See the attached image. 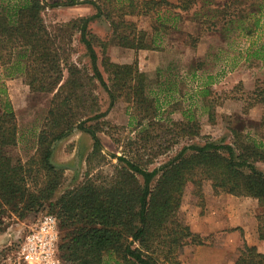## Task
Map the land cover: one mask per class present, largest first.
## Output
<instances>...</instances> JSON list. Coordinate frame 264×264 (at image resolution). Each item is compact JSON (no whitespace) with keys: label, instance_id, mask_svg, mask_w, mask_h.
<instances>
[{"label":"trees","instance_id":"obj_1","mask_svg":"<svg viewBox=\"0 0 264 264\" xmlns=\"http://www.w3.org/2000/svg\"><path fill=\"white\" fill-rule=\"evenodd\" d=\"M56 0L50 7L90 4L96 12L80 16L49 30L41 16L43 0H0V64L9 74H21L32 92L52 93L47 114L37 135L36 153L25 162L13 158L8 149L17 143L15 113L7 100L0 99V232L3 216L24 219L43 208L54 214L58 227L60 260L69 264H181L179 254L187 243L203 244L178 216L184 188L191 184L200 194L202 182L209 180L213 194L255 198L264 207V171L254 161L264 162L260 143L243 141L234 130L232 144L206 142L182 150L175 158L158 168L148 170L138 162L120 155L113 173L93 172V157H105L97 135L99 119L105 116L98 105L95 89L100 86L112 106L124 92L129 101L141 103L144 119L155 117L157 101L146 94L142 73L132 76L130 65H117L102 59L110 73V84L98 67L95 43H106L90 32L89 23L104 16L110 21L117 43L128 48H150L159 34L149 41L147 33L125 19L148 14L166 0ZM181 9L185 5H177ZM164 21H174L168 15ZM164 25V23H161ZM209 26V25H208ZM256 36L250 40L246 57L264 60V24L255 21ZM243 29V28H242ZM74 33L84 46L90 72L70 59L68 45ZM108 63V64H107ZM137 72V71H136ZM136 82L130 85L132 80ZM125 90V91H124ZM5 92L0 88V94ZM252 98L263 107L264 81L252 91ZM142 106V107H143ZM186 116V113L183 112ZM94 121L90 125L88 122ZM262 121V120H261ZM169 125L191 136L198 135V122L192 114ZM263 122V121H262ZM150 123L142 126L140 133ZM74 129L87 132L92 148L85 161L84 180L54 199L63 179V170L50 160L52 144ZM224 149L225 152H221ZM238 149V152L235 151ZM258 223V237L264 239V217ZM235 264H264V253L243 242Z\"/></svg>","mask_w":264,"mask_h":264},{"label":"rangeland","instance_id":"obj_2","mask_svg":"<svg viewBox=\"0 0 264 264\" xmlns=\"http://www.w3.org/2000/svg\"><path fill=\"white\" fill-rule=\"evenodd\" d=\"M54 1L43 0L45 9L41 16L49 30L96 12L90 4L50 7ZM137 1L139 8L141 0ZM166 1L168 4H162L148 14L125 18L148 34L146 41L151 39L154 29H160L161 34L150 48L136 49L119 45L110 21L104 16L96 17L89 23L90 32L106 43L104 48L95 43L98 67L105 81L111 83L110 73L106 65L102 64V59L117 65H130L132 76L142 73L146 94L157 101L158 105L155 117L142 121V126L148 122L150 126L140 133L142 126L138 125V121L144 108L141 103L127 100L122 92L110 106L107 93L100 86L95 89L99 109L105 112L97 125L101 152L105 157L100 160V164L93 157V172L102 171L104 176L112 174L117 164V158L113 155L126 156L152 170L169 162L182 150H185V154L190 153L191 146H201L206 142L232 144L234 130L243 141H255L264 148L263 107L253 100L251 94L264 81V60L246 57L250 40L256 39V19H259L260 25L264 24V0ZM177 5H185L187 8L184 10ZM168 15H177L175 23H187L185 29L190 31L193 30V23L203 27L214 25L218 32L222 27L231 30L227 34L225 30L209 34L206 33V30L211 29L209 27L204 29L205 34L199 45H185L190 40L185 38L182 31L172 28V21L163 22ZM224 38L227 39L226 43ZM215 43L221 46H211ZM68 45L72 49L70 59L78 67L90 72L89 58L79 41L78 33H74ZM201 60L204 72L215 76L210 85L211 94L207 96L208 107L198 96L202 80L194 77L188 66L194 67ZM168 62L171 63L169 72L175 75L173 79L176 81L172 89L180 91L179 94L173 92L169 98L161 93L159 95L157 87L159 78L167 76L165 66ZM8 71L5 65L0 64V88L4 87L5 90L0 94V99L10 103L17 124V143L8 149V153L25 162L36 153L37 135L47 114L52 93L30 91L21 74H9ZM136 80H132L130 85ZM188 114H192L198 122V135L184 134L167 122L187 119ZM52 145L51 163L63 170L62 182L53 197L56 199L84 180L88 168L85 159L91 151L92 138L87 132L74 129ZM253 165L264 171L263 161H254ZM200 191L198 194L190 183L186 185L178 216L204 242L187 243L178 257L181 264H235L243 242L249 244L255 241L258 251L264 253V239L258 237V223L259 218L262 220L264 217V207L255 198L227 193L213 194L209 180L202 182ZM46 213H49L47 208H43L38 213L28 214L24 219H18L13 214L3 216L2 231H9L11 240L0 250V264H23L17 259L18 245L36 221ZM57 255L60 260L58 243ZM60 264L69 263L60 260Z\"/></svg>","mask_w":264,"mask_h":264},{"label":"crops","instance_id":"obj_3","mask_svg":"<svg viewBox=\"0 0 264 264\" xmlns=\"http://www.w3.org/2000/svg\"><path fill=\"white\" fill-rule=\"evenodd\" d=\"M175 22H176V19L174 21H172V23H171V24H173V25H171L172 28L182 31V34L185 35V38L190 40L189 42H186L185 45H192V46L199 45V41L201 40V38H203L202 35L205 34L204 33V29H207L209 27H211V29L210 30H206V33L207 32L208 33L209 32L210 33L218 32L217 31V27L214 26V25L212 26L210 24H209L208 27L207 26L203 27L200 24L198 25V23H197V25L195 23H193V30L190 31V30H186L185 29V25H187V23H178V24H176ZM198 28H199V31H197ZM222 30H225L224 33L227 34V32H229L228 30H231V29L227 30L226 27H222L220 32ZM155 31H157V33H155V34H161L160 29H158V28L154 29V32ZM220 32H218V33H220ZM158 37L159 36H157V38ZM223 40L226 43L227 39L224 38ZM211 46H221V44L215 43V44H212ZM203 61H204V59H203ZM203 61L202 60L198 61L194 67L190 66L189 64H188V66H189V71L192 72L193 76L199 78L200 80H202V82L199 84L200 87L198 89V96L201 98L202 102L205 103V106L208 107L209 99H207V96H208V94L209 95L211 94L210 93V85H211L212 81H214L213 79L215 78V76L211 75V74H208L206 71L204 72V70L202 68V62ZM159 68H162V67H159ZM165 69L167 70V76H163L162 77V75H161L162 78H159L160 81H158L157 87H159V89H158L159 95L161 93L162 96H165V97L169 98L170 95L173 94V92H177L179 94L180 91L176 90V89H172V88H174V85L176 84V81L173 79L175 75H172L169 72V71H171V63H169V62L166 63ZM156 71H157V73L159 72L158 68H156ZM196 74H199V75H196ZM203 79H205V81ZM168 101H169V99H168ZM10 237H11V234L9 233V231H5L4 230V231L0 232V250L4 246H6L7 243L10 242V240H11ZM248 243L256 246V242L255 241L254 242L253 241L252 242H248Z\"/></svg>","mask_w":264,"mask_h":264},{"label":"built area","instance_id":"obj_4","mask_svg":"<svg viewBox=\"0 0 264 264\" xmlns=\"http://www.w3.org/2000/svg\"><path fill=\"white\" fill-rule=\"evenodd\" d=\"M57 243L56 216L46 213L23 236L18 245L17 259L23 264H60Z\"/></svg>","mask_w":264,"mask_h":264}]
</instances>
